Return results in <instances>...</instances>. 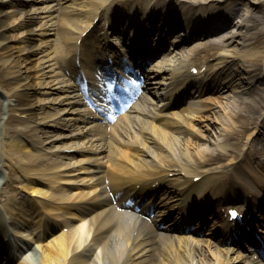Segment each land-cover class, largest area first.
<instances>
[{
	"label": "bare ground",
	"instance_id": "1",
	"mask_svg": "<svg viewBox=\"0 0 264 264\" xmlns=\"http://www.w3.org/2000/svg\"><path fill=\"white\" fill-rule=\"evenodd\" d=\"M61 1L64 0H59V3ZM107 1L112 2L113 5L117 0H73L71 3L65 2L70 4L66 9L67 21L74 20V22L65 24L63 21L60 27V33H58L62 35V41H58L53 52L48 47V44L46 46L43 44L46 40L37 44L33 51L37 53V61L35 64L31 63L32 65H25L27 60H25L24 53L28 49L25 43L26 35L20 33L21 31L13 34L6 32V29L14 31L23 25V20L28 15L20 14L17 8L9 7L10 4L4 11L0 10V26H2V28L0 27V81L4 84L2 87L0 86V95L6 99V114L1 115L0 118V171H6V166L18 168L19 165H24L27 166L26 175L30 182L36 179L51 182L50 185L53 187V192L48 198L40 199L37 203L25 204V207H22L19 202L17 203L18 209L23 213H29L31 217L40 216L42 217V222H49V218L53 219L56 217L55 215H63L64 213L70 212L67 205L59 203L61 194L70 183L71 188L76 193L70 197L69 203L74 202L77 198L84 197L87 203L81 202L79 206L82 208V211L90 215L86 222L81 220L80 225L75 228L74 233L69 231L68 240L63 235H60L61 238H57L56 245L54 243L53 247L48 249L44 257L38 259V261L40 264H231L234 261L229 257L230 249H233L231 246H223V248H218L208 253L204 249L194 248L196 246L195 243H202V238L179 235L178 237L180 238L176 242L174 239L169 238L166 233L165 241L154 249L160 258H164L161 261L148 262L145 260L148 256L146 250L144 247H139L140 244L147 241L145 240V235L141 234L142 225L135 221L131 222L133 232L132 242L138 241L134 245L130 244L129 238L131 232H127L129 222L126 221L125 216L117 211L114 206L108 210L102 209L103 205L108 203V198L105 197L103 199V204H100L99 198L106 191L104 173L105 171L110 172L111 169L124 179L129 178L131 175H137L134 178L136 183L139 186L148 188L151 187V184L156 179H159V176L162 177V180L172 183L171 185L181 184L180 187L173 188V192H176L175 195L167 197L168 200L162 198L156 202L157 205L162 203L160 205L161 211L159 215H163L172 209L177 210V213L181 214V208L188 206L193 201L195 192L202 194L208 186H212V190L217 188L215 177L218 179L219 176L215 175L214 171L210 172L199 166V163L211 159V154L215 152L214 150L216 148L210 145H199L191 152L187 148L188 143L184 142L185 139H180L179 137L182 133L181 130H183V122L188 121L193 127L192 120L197 116V111L199 110L198 105L188 101L185 105L183 104V106L173 109V111H168V107H170V101L173 97L181 96L184 93L181 90L191 85V82L198 83V86L204 84L212 76V71L221 70L224 66L228 65L231 59L241 60L239 68L246 74V76L244 75L242 77H245L247 81L252 80L255 75L264 73V0H243L241 4L239 2V4L233 7H230L228 0H170L169 5H174L172 7L173 13H182L181 15L189 19L195 18V16L196 18H203L200 13H205L212 6L228 9L230 10L229 13L233 15V19L230 20L229 18L228 20L232 22L230 26L234 30L232 28L227 29L225 34L217 33L215 37H203V39H197L189 43L188 46L180 51L184 59H178L182 56L176 57V55L169 52L170 49H167L166 53H168L167 56L169 59L166 57V60L159 58L154 61L153 65L157 69H159V65L169 63L168 69L161 73L150 85L151 91L149 92L156 99V102L149 106L134 105L130 109L134 111L138 110L139 112L144 111V113L151 111L152 113L147 121L148 125L139 127L140 123L145 120L138 114L132 115L129 121H124V126L129 132L132 131L133 127L138 129L137 136L130 139L125 149L119 151L117 148L110 153V158L105 160L101 159L102 155L100 153L102 152V148L95 142L98 139H104V131L100 129V126L96 123L88 122L85 120L83 114H80L78 111L66 109V107L62 111H69L72 114L70 117L71 120L85 121L86 123L83 127L88 132L98 133V137L84 140L73 146L71 151L72 156H78L79 160L83 162L76 168L71 162L68 163L66 161H61L59 168L57 167V162H47L40 166L37 163V155H32L31 161L28 162L22 159L21 151L18 147L11 150L12 152L10 151L11 153L9 152V155L5 154L1 147L3 134L10 127V120H15L14 112L16 109L20 111L19 117H22L25 122H29L37 128L39 133H42L44 127L49 122L48 118H46V110L44 108L49 102L53 104L61 97L58 101L64 100L66 105L78 103L79 99L75 92H67L57 97L47 96L53 94L55 91L58 92V89H62L61 92L66 91V88L72 84L67 78L62 76L63 71L60 62H58L59 58L61 60L69 59L78 54L81 61H94L102 52H96L92 49L103 44L110 46L108 39H114L122 49L129 48L139 39L143 45L139 43L138 49L144 53L145 39H142V37L137 39L135 31L131 30L129 26L133 20L132 17H128L130 20L127 18L121 20L120 17L114 18L117 20L110 18L112 7H110V3L108 4ZM130 1L135 7L139 6L147 9L158 3L161 4L165 0ZM10 2L13 1L0 0L1 4ZM57 7L56 10H59V14L61 8L65 9V7L59 5ZM54 9V5H43L39 14L36 15L42 19L39 26L41 28V34L56 28L54 25L55 21L53 20L55 14L52 13ZM259 10H262V12L259 13ZM107 12L109 13V17ZM133 12H136V10H133ZM59 14H56V16L59 17ZM97 14L102 15L101 24H93L87 34L80 35L84 29H87L91 25L93 17ZM82 15L84 18H82ZM3 17H7L4 27L1 24ZM75 19H79L78 21L81 20L82 24L79 25ZM149 19L145 16L140 17L141 21ZM176 21L179 22V20ZM78 27L79 29H77ZM148 28L149 25L144 27L145 34ZM97 29L99 30L97 33L98 37L94 38L93 34ZM250 29H253V31L250 32ZM129 30H131L133 37L128 39L127 37H130V34L126 36V39L129 40L128 43L122 40L126 46L124 47L121 42L118 43V38L122 34L127 35ZM76 33V39L81 37L80 44L76 43V39L71 45L63 42V40L69 42ZM173 39V41H176L177 37ZM97 40L98 42L96 43ZM190 52H195V59L191 64H197L198 62V67H200L202 64L207 63V70L205 71L204 77L200 76V72L197 75L190 74L189 68L191 64L186 60V53ZM108 54L113 57L115 55L117 56L115 49L109 50ZM209 57L212 59L209 60ZM22 61H24L23 64L21 63ZM258 64L259 66H257ZM65 67L71 70L75 68L74 64L73 68L70 67L69 61H67ZM43 76H47L48 80H44L45 78L43 79ZM226 85H228V82ZM228 97L230 98V95ZM245 100H247V105L253 104L251 100L247 98ZM1 101L2 99H0V106L4 103H1ZM235 101H237V97H233L232 95L228 101L230 110H235ZM256 106L259 108V101ZM57 109L59 110L55 114L61 117V109ZM232 114L216 116L220 122V128L214 134L211 132V137H208L214 145L219 147L221 146L220 144L228 146V143L224 142V137L228 132L234 130L232 127L233 118L230 117ZM126 116L128 115L123 114L121 118L126 120ZM60 117L57 116V119ZM156 118L161 120V125L151 121V119ZM216 118H212V116L204 117L202 127L204 129L211 128L212 121ZM13 128L16 130L17 126ZM146 129H151L155 136L145 133ZM17 131L20 132L19 129ZM150 138H153L160 144L165 151L161 154L157 152L158 158H155L148 150L149 145L146 139ZM187 141L190 140L187 139ZM23 144H26V147L30 146L28 149H35L42 144V140L40 138H25ZM195 145H198V143L195 142ZM142 149L145 150V153L149 151L150 154L147 157L139 156L138 150ZM246 156L244 153L232 155L228 164L234 166L240 159ZM172 170H180L182 174L175 175L172 172V175L169 176L167 171ZM255 174L258 175V173ZM189 175H199L200 177L198 180L193 181ZM243 176L246 179L247 188L256 190L257 188H254L253 181L247 179L244 174L239 175L238 179L241 180ZM11 188H17V186L11 184ZM230 194L235 195L236 193L232 190ZM40 208L42 211H40ZM57 208L59 209L58 212H56ZM92 212L94 213L93 216ZM74 216H77L76 220L83 218L77 213ZM92 218H98L108 228L109 233L104 238L94 236L90 241V235L82 236V233L86 234L87 229L93 223ZM172 225L177 227L176 223ZM226 228L220 227L219 230L223 231ZM144 229L150 233L154 232L153 229L146 226ZM125 233L128 235V238ZM74 236L76 237L75 241ZM85 242L87 246L84 250L75 252ZM85 253L88 255L84 256ZM238 253L242 255L243 251L241 250ZM238 253L235 258L239 257Z\"/></svg>",
	"mask_w": 264,
	"mask_h": 264
},
{
	"label": "rangeland",
	"instance_id": "2",
	"mask_svg": "<svg viewBox=\"0 0 264 264\" xmlns=\"http://www.w3.org/2000/svg\"><path fill=\"white\" fill-rule=\"evenodd\" d=\"M242 1H243V0H228V3H230V7H233L234 5L239 4V2H240V4H241ZM238 6H239V5H238ZM212 7H213V6H212ZM219 9H220V8H219ZM224 10H225V11H226V10L228 11V12H226V13H227V18H228V19L230 18V20L233 19V17H232L233 15H231V14L229 13L230 10L225 9V8L223 9V11H224ZM225 11H224V12H225ZM258 12L260 13V12H262V10H259ZM221 13H222V12H221ZM225 22H226V21H225ZM225 22H224V24H225ZM230 23L232 24L231 21H230L228 24H230ZM222 24H223V23H222ZM263 24H264V23H263ZM218 27H219V26H218ZM219 28H220V27H219ZM228 28L231 29L232 26L228 25ZM232 29H233V28H232ZM233 30H234V29H233ZM252 31H253V29H250V32H252ZM240 61H241V60H239V61L236 60L235 62L238 64ZM233 64H234V62H233ZM233 64H232V65H233ZM236 76H237V74H236ZM215 100H216V103L218 104V108H220V110H221V109H224V108L226 107V102H225L226 100H225L224 98L219 97V96L217 95V98H216ZM249 109H250V107H249ZM246 114H247V116H248L249 114H251V112H247ZM211 115H212V113H211ZM251 115H252V114H251ZM249 116H250V115H249ZM212 125H213V124H212ZM212 130H214V129L212 128ZM211 132H212V131H211ZM241 137L244 139L245 135L242 133Z\"/></svg>",
	"mask_w": 264,
	"mask_h": 264
},
{
	"label": "snow or ice",
	"instance_id": "3",
	"mask_svg": "<svg viewBox=\"0 0 264 264\" xmlns=\"http://www.w3.org/2000/svg\"><path fill=\"white\" fill-rule=\"evenodd\" d=\"M229 211H230V214H231L232 216H236V215H237V212H236L235 209H230Z\"/></svg>",
	"mask_w": 264,
	"mask_h": 264
}]
</instances>
